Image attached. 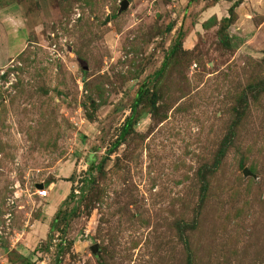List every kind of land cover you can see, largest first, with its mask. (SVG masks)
Returning a JSON list of instances; mask_svg holds the SVG:
<instances>
[{
  "label": "rangeland",
  "instance_id": "1",
  "mask_svg": "<svg viewBox=\"0 0 264 264\" xmlns=\"http://www.w3.org/2000/svg\"><path fill=\"white\" fill-rule=\"evenodd\" d=\"M122 1L0 0V264H264V90L213 164L237 92L264 77V0L236 7L231 49L233 1ZM180 33L191 53L155 79ZM69 179L49 238L55 186L37 184Z\"/></svg>",
  "mask_w": 264,
  "mask_h": 264
},
{
  "label": "trees",
  "instance_id": "2",
  "mask_svg": "<svg viewBox=\"0 0 264 264\" xmlns=\"http://www.w3.org/2000/svg\"><path fill=\"white\" fill-rule=\"evenodd\" d=\"M215 2H218L220 0H213ZM228 1H233V5H231L229 7V16L223 17L220 21V26L219 29L217 31L218 36L220 38V42L221 44L226 47V48H233V45L231 43L230 37H229V33H228V28L230 26L231 23L234 22V20L236 19V7L243 1V0H228ZM121 13V12H120ZM117 16V13H113V17ZM213 20V18H212ZM217 18L214 19V21H216ZM205 25V24H204ZM173 29V25L170 23L166 26L165 30L167 32H171V30ZM182 38H183V34H179L178 38L176 39V41L173 43L171 50L169 52V54L167 55V57L165 58V60L163 61L161 67L155 72V79H158L160 77L163 76V74L166 72L169 64L174 65L179 61L180 58V54H189L191 52L189 51H185L183 49V42H182ZM264 63V60H263ZM264 90V77L253 82L250 83L249 85H247L246 89H243L239 92H237L236 94V104L235 106L232 107V109L234 110V116L235 118L233 119L232 123L230 124L229 127V131L228 133L224 136V138L222 139L220 146L215 154V160H214V165H220L222 160L225 158L228 150L230 149V147L234 144V140H235V136L237 135V128L239 127V125L242 123V121L244 119H242L245 115V112L249 106V94L251 92L252 95H254V99L257 100L259 94ZM150 92V89H148L147 87H145L144 89H140L136 95V99L132 105V113L127 116V118L124 121V124L121 128V132L118 135V137L115 139V141L112 143L111 147L108 149V155L103 158V160L96 165V171L98 173H102L103 169H104V164L107 161V158H109V155L114 152L122 143L123 141L126 139V137L131 133V131H133L134 129V125L138 120V117H136L137 114V110H138V106L141 104V101L143 100L144 97H148V93ZM156 102H157V94L156 92H153L150 96V103L152 105V107L156 106ZM89 116H91V114H89ZM245 166V160L244 159H240L239 160V167L240 168H244ZM255 170L254 166H251V172ZM253 173V172H252ZM204 179V184L202 185L203 190H207V179L205 174L203 173V175L201 176ZM71 181V179H69ZM252 180V178L250 177V181ZM53 181L48 182L47 184L44 183V185L46 187H48ZM96 182V178L95 177H91L89 178V183L90 185L93 187V184ZM75 197V193H74V186L72 183V187H71V191L69 193V195L67 196V198L63 201V203L67 202V200H72ZM61 211L60 209H58L56 216L54 217L53 222L51 223V230H50V234H49V238L52 236L51 232L52 230H54L55 228V224L56 222L59 220V215H60ZM63 249L62 245H60V250ZM99 264H102L101 259H99Z\"/></svg>",
  "mask_w": 264,
  "mask_h": 264
},
{
  "label": "crops",
  "instance_id": "3",
  "mask_svg": "<svg viewBox=\"0 0 264 264\" xmlns=\"http://www.w3.org/2000/svg\"><path fill=\"white\" fill-rule=\"evenodd\" d=\"M54 171L60 172L59 174H62V173H64V171H66V167L65 166H63V167L58 166L57 170L54 169ZM59 174L55 175V177L57 178V176H59ZM63 176H66V175H63ZM53 186H55L54 187L55 192L53 193L54 194L53 199L50 200V202L48 204L46 203V207H44L45 214H48L50 216H51L52 212H56L58 210L59 206L62 204V202L69 195V193L71 191V187H72V182L70 180H59L57 182L53 181L48 186L49 190L52 189ZM50 224H48V225H50Z\"/></svg>",
  "mask_w": 264,
  "mask_h": 264
},
{
  "label": "water",
  "instance_id": "4",
  "mask_svg": "<svg viewBox=\"0 0 264 264\" xmlns=\"http://www.w3.org/2000/svg\"><path fill=\"white\" fill-rule=\"evenodd\" d=\"M128 5H129V0H123L122 3H121V7L119 9V13L122 12L123 10H125L128 7ZM110 19H111V15H108L107 21H109ZM243 173H244L245 176L255 175L254 173H252L250 171V169L248 167H245L243 169ZM43 186H44V183H38L37 184L38 188H42ZM92 250H93L94 254H97V252H98V244L97 243L93 244Z\"/></svg>",
  "mask_w": 264,
  "mask_h": 264
},
{
  "label": "built area",
  "instance_id": "5",
  "mask_svg": "<svg viewBox=\"0 0 264 264\" xmlns=\"http://www.w3.org/2000/svg\"><path fill=\"white\" fill-rule=\"evenodd\" d=\"M37 194L41 197H47L49 194V187H46L45 185L42 188H36ZM75 193H78V190L75 189Z\"/></svg>",
  "mask_w": 264,
  "mask_h": 264
}]
</instances>
